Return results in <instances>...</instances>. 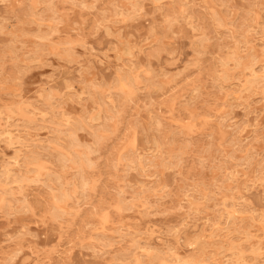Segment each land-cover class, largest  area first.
Wrapping results in <instances>:
<instances>
[{
  "label": "rangeland",
  "instance_id": "rangeland-1",
  "mask_svg": "<svg viewBox=\"0 0 264 264\" xmlns=\"http://www.w3.org/2000/svg\"><path fill=\"white\" fill-rule=\"evenodd\" d=\"M262 77L264 0H0V264H264Z\"/></svg>",
  "mask_w": 264,
  "mask_h": 264
},
{
  "label": "bare ground",
  "instance_id": "bare-ground-1",
  "mask_svg": "<svg viewBox=\"0 0 264 264\" xmlns=\"http://www.w3.org/2000/svg\"><path fill=\"white\" fill-rule=\"evenodd\" d=\"M126 1H127V0H126ZM139 1H141V0H139ZM150 1H151V0H150ZM171 1H173V0H171ZM136 2H137V1H136ZM251 2H252V1H251ZM153 3H154V2H153ZM163 3H164V2H163ZM173 3H174V2H173ZM173 3H172V4H173ZM13 4H14V3H13ZM52 4H53V3H52ZM127 4H128V2H127ZM133 4H134V3H133ZM166 4H167V3H166ZM170 4H171V2H170ZM251 4H252V3H251ZM251 4H249V6H250ZM9 5H10V4H9ZM28 5H29V3H28ZM175 5H176V4H175ZM177 5H179V4H178V1H177ZM78 6H79V5H78ZM156 6H157V5H156ZM159 6H160V5H159ZM159 6H158V7H159ZM254 6H255V4H254ZM184 7H185V6H184ZM187 7H188V6H187ZM44 8H45V7H44ZM50 8H51V5H50ZM136 8H137V7H136ZM174 8H175V7H174ZM251 8H252V6H251ZM130 9H132V8H130ZM133 9H135V8L133 7ZM137 9H138V8H137ZM21 10H22V9H21ZM42 10H43V9H42ZM114 10H115V9H114ZM126 10H127V9H126ZM139 10H140V9H139ZM139 10H138L137 13H139ZM173 10H174V9H173ZM179 10H180V9H179ZM183 10H184V9H183ZM224 10H225V9H224ZM127 11H128V10H127ZM127 11H126V12H127ZM132 11H135V10H132ZM174 11H176V9H175ZM186 11H187V10H186ZM35 12H36V11H35ZM46 12H47V11H46ZM112 12H113V11H112ZM120 12L122 13V12H125V11H119V12H118L119 15L121 14ZM179 12H180V11H179ZM113 13H115V12H113ZM133 13L135 14V12H133ZM133 13H132V15H133ZM169 13H171V11H170ZM183 13H184V12H183ZM129 14H130V13H129ZM50 15H51V14H50ZM114 15H115V14H114ZM173 15H174V14H173ZM57 16H58V15H57ZM126 16L129 17L128 15H126ZM130 16H131V15H130ZM188 16H189V15H188ZM248 16H249V15H248ZM35 17H36V16H35ZM137 17H138V16H137ZM164 17H165V16H164ZM176 17H177V15H176ZM8 18H9V17H8ZM37 18H38V17H37ZM183 18L185 19V17H183ZM186 18H187V17H186ZM19 19H20V18H19ZM27 19H28V18H27ZM105 19H106V18H105ZM130 19H132V17H131ZM140 19H141V18H140ZM176 19H177V18H176ZM246 19H247V18H246ZM7 20H8V19H7ZM38 20H39V18H38ZM168 20H169V19H168ZM170 20H171V19H170ZM182 20H183V19H182ZM251 20H252V19H251ZM114 21H115V20H114ZM171 21H172V20H171ZM5 22H6V21H5ZM103 22H104V21H103ZM119 22H120V21H119ZM2 23H3V22H2ZM231 23H232V22H231ZM44 24H45V23H44ZM115 24H116V23H115ZM168 24H170V23L168 22ZM176 24H177V23H176ZM228 24H229V23H228ZM235 24H236V23H235ZM242 24H243V23H242ZM2 25H3V24H2ZM18 25H19V24H18ZM45 25H46V24H45ZM98 25H99V24H98ZM98 25H97V26H98ZM243 25H244V24H243ZM260 25H261V24H260ZM158 26H159V25H158ZM161 26H162V25H161ZM194 26H195V25H194ZM233 26H234V24H233ZM2 27H3V26H2ZM95 27H96V26H95ZM149 27H150V26H149ZM191 27H192V26H191ZM234 27H235V26H234ZM246 27H247V26H246ZM5 28H6V27H5ZM37 28H38V25H37ZM83 28H84V27H83ZM193 28H194V27H193ZM98 29H99V28H98ZM154 29H155V28H154ZM165 29H167V27H166ZM170 29H171V28H170ZM247 29H248V28H247ZM119 30H120V29H119ZM236 30H237V27H236ZM240 30H241V29H240ZM152 31H153V30H152ZM155 31H156V29H155ZM157 31H158V29H157ZM11 32H12V31H11ZM3 33H5V32H3ZM154 33H155V32H154ZM10 34H12V33H10ZM46 34H47V33H46ZM90 34H91V33H90ZM106 34H107V33H106ZM119 34H120V33H119ZM242 34H243V33H242ZM242 36H243V35H242ZM34 37H35V36H34ZM117 37H118V36H117ZM161 37H162V36H161ZM236 37H237V36H236ZM36 38H37V37H36ZM127 38H128V37H127ZM146 38H147V37H146ZM120 39H121V38H120ZM158 39H160V38H158ZM175 39H176V38H175ZM201 39H202V38H201ZM234 39H235V38H234ZM50 40H51V39H50ZM122 40H124V39H122ZM181 40H182V39H181ZM40 41H41V40H40ZM77 41H78V40H77ZM157 41H159V40H157ZM201 41H202V40H201ZM248 41H249V40H248ZM34 42H35V41H34ZM121 42H122V41H121ZM124 42H125V41H124ZM124 42H123V43H124ZM197 42H198V41H197ZM56 43H57V42H56ZM126 43H127V42H126ZM126 43H125V44H126ZM199 43H200V42H199ZM201 43H202V42H201ZM41 44H42V43H41ZM119 44H120V43H119ZM155 44H156V43H155ZM192 44H193V43H192ZM246 44H247V42H246ZM51 45H53V43H52ZM129 45H130V44H129ZM133 45H134V44H133ZM133 45H132V47H133ZM89 46H90V45H89ZM89 46H88V47H89ZM110 46H111V45H110ZM121 46H122V45H121ZM124 46H125V45H124ZM126 46H127V45H126ZM166 46H167V45H166ZM196 46H197V45H196ZM198 46H199V45H198ZM251 46H252V45H251ZM132 47H131V48H132ZM170 47H171V46H170ZM234 47H236V46H234ZM71 48H72V47H71ZM128 48H129V47H128ZM156 48H157V47H156ZM165 48H166V47H165ZM249 48H250V47H249ZM85 49H86V48H85ZM85 49H84V50H85ZM88 49H89V48H88ZM121 49H122V47L120 48V52H121ZM250 49H251V48H250ZM73 50H74V49H73ZM89 50H90V49H89ZM154 50H155V49H154ZM195 50H196V49H195ZM234 50H235V49H234ZM85 51H88V50H85ZM116 51H117V49H116ZM122 51H123V50H122ZM200 51H201V50H200ZM252 51H253V48H252ZM30 52H31V51H30ZM64 52H65V50H64ZM71 52H72V50H71ZM71 52H70V53H71ZM106 52H107V51H106ZM118 52H119V51H118ZM137 52H138V51H137ZM250 52H251V51H250ZM250 52H249V53H250ZM70 53H69V54H70ZM134 53H135V52H134ZM45 54H46V53H45ZM122 54H123V53H122ZM130 54H131V53H130ZM135 54H136V53H135ZM138 54H139V53H138ZM245 54H246V53H245ZM247 54H248V53H247ZM253 54H254V53H253ZM260 54H261V53H260ZM46 55H47V54H46ZM50 55H51V54H50ZM64 55H65V54H64ZM70 55H71V54H70ZM155 55H156V54H155ZM234 55H235V54H234ZM236 55H237V54H236ZM255 55H256V54H255ZM262 55H263V54H262ZM3 56H4V55H3ZM67 56H68V55H67ZM245 56H246V55H245ZM247 56H248V55H247ZM250 56H251V55H250ZM54 57H55V56H54ZM121 57H122V56H120L119 58H121ZM152 57H153V56H152ZM257 57H258V56H257ZM261 57H263V56H261ZM261 57H260V58H261ZM36 58H37V57H36ZM105 58H106V57H105ZM117 58H118V57H117ZM134 58H135V57H134ZM15 59H16V58H15ZM122 59H123V58H122ZM240 59H241V57H240ZM26 60H27V59H25V61H26ZM78 60H79V59H78ZM78 60H77V61H78ZM118 60H119V59H118ZM132 60H133V59H132ZM37 61H38V60H37ZM69 61H70V60H69ZM126 61H127V60H126ZM126 61H124V62L127 63ZM135 61H137V60H135ZM249 61H251V60H249ZM119 62H120V61H119ZM17 63H18V62H17ZM100 63H101V62H100ZM117 63H118V62H117ZM130 63H131V62H130ZM122 64H123V63H122ZM249 64H250V63H249ZM251 64H252V63H251ZM251 64H250V65H251ZM21 65H22V64H21ZM88 65H89V64H88ZM130 65H131V64H130ZM243 65H244V64H243ZM250 65H249L248 67H250ZM16 66H17V64H16ZM122 66H123V65H122ZM244 66H245V65H244ZM44 67H45V66H44ZM246 67H247V66H246ZM90 68H91V65H90ZM92 68H93V67H92ZM118 68H119V67H118ZM125 68L128 69V66L125 67ZM131 68H132V66H131ZM260 68H261V66H260ZM123 69H124V68H123ZM249 69H250V68H249ZM262 69H263V68H262ZM83 70H84V69H83ZM87 70H88V69H87ZM128 70H129V69H128ZM251 70H254V69H251ZM260 70H261V69H260ZM260 70H259V72H260ZM117 71H119V70H117ZM132 71H133V70H132ZM227 71H228V70H227ZM80 72H81V71H80ZM121 72H122V71H121ZM127 74H128V73H127ZM240 74H241V73H240ZM243 74H244V73H243ZM251 74H253L252 71H251ZM80 75H81V74H80ZM120 75H121V74H120ZM122 75H124V74H122ZM135 75H136V73H135ZM153 75H154V74H153ZM155 76H156V75H155ZM251 76H252V75H251ZM258 76H259V75H258ZM262 76H263V75H262ZM128 77H129V74L127 75V78H128ZM137 77H138V76H137ZM245 77H247V76H245ZM113 78H114V77H113ZM120 78H121V77H119V80H120ZM122 78H125V79H126V77H122ZM138 78H139V77H138ZM260 78H261V77H260ZM262 78L264 79V77H262ZM89 79H91V78H89ZM89 79H88V80H89ZM125 79H122V80H125ZM134 79H135V78H134ZM134 79H133V80H134ZM157 79H158V78H157ZM157 79H155V80H157ZM130 80H132V78H130ZM130 80H129V81H130ZM133 80H132V81H133ZM81 81H82V80H81ZM90 81H91V80H90ZM90 81H89V82H90ZM129 81H128V82H129ZM138 81H139V79H138ZM89 82H88V83H89ZM94 82H95V81H93L92 84H94ZM114 82H115V81H114ZM125 82L128 83L126 80H125ZM130 82H131V81H130ZM133 82H134V81H133ZM85 83H86V82H85ZM96 83H97V81H96ZM100 83H101V82H100ZM126 83H124V85H125ZM243 83H244V82H243ZM16 84H17V83H16ZM121 84H122V83H121ZM130 84H131V83H130ZM130 84H129V85H130ZM246 84H248V83H246ZM246 84H245V85H246ZM74 85H75V84H74ZM95 85H96V84H94V86H95ZM131 85H132V84H131ZM78 86H79V85H77V87H78ZM98 86H99V85H98ZM127 86H128V85H127ZM254 87H255V86H254ZM92 88H93V87H92ZM117 88H118V87H117ZM246 88H247V87H246ZM246 88H245V89H246ZM248 88H249V87H248ZM256 88H257V87H256ZM85 89H86V88H85ZM123 89H125V88L123 87ZM230 89H231V88H230ZM230 89H229V90H230ZM262 89H263V88H262ZM43 90H44V89H43ZM80 90H81V89H80ZM82 90H83V89H82ZM118 90H119V88H118ZM125 90H126V89H125ZM243 90H244V89H243ZM243 90H241V91L243 92ZM252 90L254 91V89H252ZM77 91H78V90H77ZM97 91H98V90H97ZM119 91H120V90H119ZM236 91H237V90H236ZM79 92H80V91H78V94H79ZM89 92H90V91H89ZM122 92H123V90H122ZM234 92H235V91H234ZM237 92H238V91H237ZM43 94H44V93H43ZM74 94H75V93H74ZM80 94H81V93H80ZM112 94H113V93H112ZM226 94H228V93H226ZM44 95H45V94H44ZM90 95H91V94H90ZM124 95H125V94H124ZM248 95H249V93H248ZM78 96H79V95H78ZM238 96H240V91H239V95H238ZM79 97H80V96H79ZM240 97H241V96H240ZM240 97H239V98H240ZM242 97H243V96H242ZM52 98H53V97H52ZM84 98H85V97H84ZM106 98H107V97H106ZM243 98H244L243 100H245V97H243ZM16 99H17V98H16ZM88 100H89V99H88ZM91 100H92V99H91ZM107 100H108V99H107ZM107 100H106V101H107ZM249 100H250V99H249ZM249 100H248V101H249ZM246 101H247V100H246ZM77 102H78V101H77ZM96 102H97V101H96ZM107 102H108V101H107ZM24 103H25V102H24ZM85 103H86V102H85ZM103 103H104V102H103ZM98 104H100V102H99ZM107 104H108V103H107ZM109 104H110V103H109ZM120 105H121V104H120ZM94 106H95V105H94ZM94 106H93V107H94ZM102 106H103V105H102ZM106 106H107V105H106ZM115 106H117V105H114V107H115ZM110 107H112V106L110 105ZM120 107H121V106H120ZM122 107H123V106H122ZM107 108L109 109V106H108ZM45 109H46V108H45ZM47 109H48V108H47ZM94 110H95V109H94ZM30 111H31V110H30ZM83 111H84V110H83ZM103 111H104V110H103ZM43 112H44V111H43ZM85 112H86V111H85ZM114 112H115V110H114ZM28 113H29V112H28ZM88 113H89V112H88ZM112 113H113V112H112ZM115 113H116V112H115ZM170 113H171V112H170ZM103 114H104V113H103ZM105 114H106V113H105ZM120 114H121V113H120ZM114 115H115V114H114ZM42 116H43V115H42ZM110 116H111V115H110ZM174 116H175V115H174ZM3 117H4V116H3ZM96 117H97V116H96ZM108 117H109V116H108ZM111 117H112V116H111ZM111 117H110V118H111ZM43 118H44V117H43ZM43 118L41 117V119H43ZM105 118H106V117H105ZM112 118H113V117H112ZM176 118H177V117H176ZM87 119H88V118H87ZM95 119H96V118H95ZM97 119H98V118H97ZM18 120H19V119H18ZM111 120H112V119H111ZM102 122H103V121H102ZM175 122H176V121H175ZM5 123H6V122H5ZM75 123H76V122H75ZM86 123H87V122H86ZM177 123H178V122H177ZM73 124H74V123H73ZM100 124L102 125V123H99V125H100ZM179 124H183V123H179ZM103 125H104V124H103ZM4 126H5V125H4ZM78 126H79V125H78ZM80 126H81V124H80ZM216 126H217V125H216ZM2 127H3V126H2ZM7 127H8V126H7ZM74 127H75V124H74ZM81 127H82V126H81ZM217 127H218V126H217ZM6 130H7V129H6ZM74 130H75V128H74ZM74 130H73V131H74ZM105 130H106V129H105ZM218 130H219V129H218ZM221 130H223V129H221ZM1 131H2V130H1ZM3 131H4V130H3ZM5 132H6V131H5ZM5 132H4V133H5ZM72 133H73V132H72ZM11 134H13V133H11ZM70 134H71V132H70ZM219 134H220V133H219ZM14 135H15V134H14ZM221 135H222V133H221ZM260 135H262V134H260ZM0 138H1V137H0ZM2 138H3V137H2ZM7 138H8V137H7ZM7 138H5V139H7ZM19 138H20V137H19ZM73 138H75V137H73ZM14 139H15V137H14ZM234 139H235V138H234ZM251 139H252V138H251ZM253 139H254V138H253ZM15 140H17V139H15ZM238 140H239V139H238ZM238 140H237V141H238ZM263 140H264V138H263ZM17 141H18V140H17ZM79 141H80V140H79ZM189 141H190V140H189ZM239 141H241V140H239ZM74 143H75V141H74ZM79 143H80V142H79ZM211 143H212V142H211ZM211 143H210V145H211ZM14 144H15V143H14ZM75 144H78V143H75ZM171 144H172V143H171ZM235 144H236V143H235ZM83 145H84V144H83ZM157 145H158V144H157ZM210 145H209V146H210ZM16 147H17V146H16ZM72 147H73V144H72ZM86 147H87V146H86ZM11 148H13V147H11ZM205 150H206V149H205ZM236 150H237V149H236ZM18 151H21V150H17L16 152H18ZM214 151H215V150H214ZM232 152H233V151H232ZM238 152H239V151H238ZM34 153H35V152H34ZM215 153H216V152H215ZM227 153H228V152H226V154H227ZM233 153H234V152H233ZM239 153H240V152H239ZM241 153H242V152H241ZM17 154H18V153H17ZM19 154H20V153H19ZM32 154H33V153H32ZM135 154H136V153H135ZM229 154H230V153H229ZM20 155H21V154H20ZM20 155H18V157H19ZM22 155H23V154H22ZM74 155H75V154H74ZM170 155H171V153H170ZM230 155H231V154H230ZM230 155H228V156H230ZM239 155H240V154H239ZM25 156H26V155H25ZM76 156H78V155H76ZM172 156H173V154H172ZM249 156H250V155H249ZM252 156H253V155H252ZM74 157H75V156H74ZM118 157H119V156H118ZM136 157H137V156H136ZM232 157H233V158H236V157H234V156H232ZM237 157H238V155H237ZM242 157H243V156H242ZM246 157H248V155H246ZM11 158H12V157H11ZM158 158H160V157H158ZM166 158H167V157H166ZM177 158H178V157H177ZM227 158H228V157H227ZM243 158H244V157H243ZM21 159H22V158H21ZM71 159L73 160V158H71ZM132 159H133V158H132ZM132 159H131V160H132ZM167 159H169V158H167ZM178 159H179V158H178ZM17 160H18V159H17ZM74 160H75V159H74ZM77 160H80V159H77ZM133 160H136V159H133ZM140 160H141V159H140ZM170 160H171V159H170ZM222 160H223V159H222ZM160 161H161V160H160ZM172 161H173V160H172ZM5 162H6V161H5ZM18 162H19V161H18ZM62 162H63V161H62ZM78 162H80V161H78ZM137 162H138V161H137ZM199 162H200V161H199ZM8 163H9V162H8ZM22 163H23V162H22ZM75 163H76V161H75ZM158 163H159V162H158ZM160 163H161V162H160ZM162 163H164V162L162 161ZM250 163H251V162H250ZM258 163H259V162H258ZM11 164H13V163H11ZM76 164H77V163H76ZM78 164H80V163H78ZM78 164H77V165H78ZM141 164H142V163H141ZM177 164H178V163H177ZM233 164H234V163H233ZM161 165H162V164H161ZM237 165H238V163H237ZM258 165H259V164H258ZM2 166H3V165H2ZM138 166H139V165H138ZM156 166H157V165H156ZM159 166H160V165H159ZM64 167H65V166H64ZM112 167H113V166H112ZM160 167H161V166H160ZM171 167H172V166H171ZM20 168H21V166H20ZM214 168H215V167H214ZM217 168H218V167H217ZM220 168H221V167H220ZM258 168H259V167H258ZM261 168H262V167H261ZM9 169H10V168H9ZM13 169H14V168H13ZM21 169H22V168H21ZM221 169H222V168H221ZM225 169H226V168H225ZM16 170H17V169H16ZM217 170H218V169H217ZM219 170H220V169H219ZM8 171H9V170H8ZM12 171H13V170H12ZM220 171H221V170H220ZM263 171H264V169H263ZM173 172H174V171H173ZM201 173H202V172H201ZM224 173H225V172H224ZM227 173H228V172H227ZM2 174H3V173H2ZM18 175H20V174H19V171H18ZM82 175H83V174H82ZM115 175H116V174H115ZM116 176H117V175H116ZM200 176H201V175H200ZM200 176H199V177H200ZM1 177H2V176H1ZM143 177H144V176H143ZM234 177H235V176H234ZM257 177H259V176H257ZM59 178H60V177H59ZM200 178H201V177H200ZM200 178H198V179H200ZM226 178H227V177H226ZM226 178H225V179H226ZM11 179H12V178H11ZM15 179H16V178H15ZM204 179H205V178H204ZM257 179H258V178H257ZM84 181H85V180H84ZM84 181H83V182H84ZM226 181H227V180H226ZM235 181H236V180H235ZM237 181H238V179H237ZM263 181H264V180H263ZM214 182H215V181H214ZM84 184H85V182H84ZM84 184H83V185H84ZM202 184H203V183H202ZM213 184H214V183H213ZM213 184H212V185H213ZM232 184L235 185L234 182H233ZM74 185H75V184H74ZM227 185H228V184H227ZM76 186H77V185H76ZM242 186H243V185H242ZM144 187H145V185H144ZM184 187H185V186H184ZM217 187H218V186H217ZM234 187H235V186H234ZM204 188H205V187H204ZM209 188H210V187H209ZM235 188H236V187H235ZM5 189H6V188H5ZM145 189H146V188H145ZM145 189H144V190H145ZM206 189H207V188H206ZM221 189H222V187H221ZM139 190H140V189H139ZM144 190H143V191H144ZM148 190H149V187H148ZM213 190H214V189H213ZM232 190H233V187H232ZM150 191H151V189H150ZM228 191H229V189H228ZM263 191H264V190H263ZM6 192H7V191H6ZM138 192H139V191H138ZM183 192L185 193V191H183ZM120 193H121V192H120ZM140 193H141V192H140ZM230 193H231V192H230ZM230 193H229V195H231ZM2 194H3V193H2ZM6 194H7V193H6ZM9 194H10V192H9ZM141 194H142V193H141ZM208 194H209V192H208ZM3 195H4V194H3ZM238 195H239V194H237V196H238ZM9 196H10V195H9ZM138 196H139V195H138ZM145 196H146V195H145ZM145 196H144V197H145ZM190 196L192 197V195H190ZM135 197H136V196H135ZM146 197H148V196H146ZM191 197H190V198H191ZM207 197H208V196H207ZM123 198L125 199V197H123ZM209 198H210V196H209ZM1 199H2V198H1ZM126 199H127V198H126ZM129 199H130V198H129ZM134 199H135V198H134ZM146 199H147V198H146ZM191 199H192V198H191ZM201 199H203V198L201 197ZM206 199H207V198H206ZM206 199H204V200H206ZM228 199H229V198H228ZM230 199H232V198H230ZM131 200H132V199H131ZM223 200H224V199H223ZM147 201H148V200H147ZM226 201H227V200H226ZM228 201H229V200H228ZM234 201H235V200H234ZM239 201H240V200H239ZM229 202H230V201H229ZM236 202H238V201L236 200ZM186 203H187V202H186ZM215 205H216V204H215ZM225 205H226V204H225ZM189 206H190V205H189ZM248 206H249V205H248ZM187 207H188V206H187ZM227 207H229V205H228ZM233 207H234V206H233ZM126 208H127V207H126ZM180 208H181V207H180ZM184 208H185V207H184ZM188 208H189V207H188ZM224 208H226V207H224ZM230 208H231V207H230ZM189 209H190V208H189ZM213 209H214V208H213ZM217 209H218V208H217ZM235 209H236V208H235ZM252 209H253V208H252ZM254 209H255V208H254ZM255 210H256V209H255ZM143 211H144V210H143ZM195 211H196V210H195ZM226 211H227V210H226ZM237 211H238V210H237ZM144 212H145V211H144ZM224 212H225V211H224ZM224 212H223V213H224ZM263 212H264V211H263ZM166 213H167V212H166ZM198 213H199V212H198ZM245 213H246V212H245ZM250 213H253V212H250ZM257 213H260V212H257ZM224 214H225V213H224ZM236 214H237V213H236ZM148 215H149V214H148ZM191 215H192V214H191ZM226 215H228V214L226 213ZM232 215H233V214H232ZM232 215H231V216H232ZM243 215H244V213L242 214V216H243ZM255 215H256V214H255ZM255 215H254V216H255ZM242 216H241V217H242ZM259 216H260V215H258V217H259ZM157 217H158V216H157ZM166 217H167V216H166ZM241 217H238V218H241ZM246 217H247V216H246ZM233 218H234V217H233ZM254 218H255V217H254ZM259 218H260V217H259ZM196 219H197V218H196ZM213 219H214V218H213ZM215 219H216V218H215ZM201 220H202V219H201ZM203 221H204V220H203ZM225 221H226V220H225ZM235 221H236V220H235ZM248 221H249V220H248ZM257 221H258V220H257ZM246 222H247V221H246ZM112 223H113V222H112ZM249 223H250V222H249ZM258 223H259V222H257V224H258ZM252 224H253V223H252ZM257 224H256V225H257ZM263 224H264V223H263ZM114 225H115V224H114ZM219 225H220V224H219ZM221 225H222V224H221ZM221 225H220V226H221ZM247 225H248V224H247ZM138 226H139V225H138ZM245 226H246V225H245ZM248 226H250V224H249ZM263 226H264V225H263ZM117 227H119V226H117ZM206 227H207V226H206ZM216 227H218V226H216ZM119 228H120V227H119ZM173 228H174V227H173ZM173 228H172V229H173ZM116 229H118V228H116ZM218 229H219V228H218ZM220 229H221V228H220ZM124 230H125V229H124ZM230 230H231V229H230ZM233 230H234V228H233ZM245 230H246V229H245ZM259 230H262V229H259ZM136 231H138V230H136ZM150 231H151V230H150ZM116 232H117V231H116ZM127 232H128V230H127ZM130 232H131V231H130ZM139 232H140V231H139ZM200 232H201V231H200ZM218 232H219V231H218ZM218 232H217V233H218ZM229 232H230V231H229ZM233 232H234V231H233ZM244 232H245V231H244ZM253 232H254V231H253ZM198 233H199V232H198ZM217 233H216V234H217ZM219 233H220V232H219ZM223 233H224V232H223ZM223 233H222V234L220 233V234L223 235ZM231 233H232V232H231ZM234 233H235V232H234ZM251 233H252V232H251ZM128 234H129V232H128ZM128 234H127V235H128ZM135 234L137 235L138 233H135ZM149 234H150V233H149ZM196 234H197V233H196ZM200 234H201V233H200ZM130 235H131V234H130ZM140 235H141V234H140ZM189 235H191V234H189ZM221 235H220V236H221ZM226 235H227V234H226ZM230 235H232V234H230ZM193 236H194V235H193ZM193 236H192V237H193ZM198 236H199V235H198ZM203 236H204V235H203ZM207 236H208V235H207ZM217 236H218V234H217ZM224 236H225V235H223V237H224ZM234 236H235V234H234ZM234 236H233V238H234ZM240 236H241V235H240ZM175 237H176V236H175ZM190 237H191V236H190ZM228 237H229V236H228ZM197 238H198V237H197ZM197 238H194V240L197 239ZM201 238H202V237H201ZM215 238H216V237H215ZM218 238H219V237H218ZM230 238H231V237H230ZM160 239H161V238H160ZM187 239H189V238H187ZM191 239H192V238H191ZM200 240H201V239H200ZM202 240L204 241L205 239H202ZM176 241H177V240H176ZM135 242H136V241H135ZM164 242H165V241H164ZM188 242H189V241H188ZM190 242H191V241H190ZM193 242H194V241H193ZM200 242H201V241H200ZM204 242H205V241H204ZM211 242H212V241H211ZM215 242H216V241H214V243H215ZM219 242H220V239H219ZM221 242H222V241H221ZM258 242H259V241H257V243H258ZM132 243H133V241H132ZM159 243H160V241H159ZM161 243H162V242H161ZM175 243H176V242H175ZM194 243H195V242H194ZM196 243H197V242H196ZM205 243H206V242H205ZM247 243H248V242H247ZM134 244H135V243H134ZM169 244H170V243H169ZM202 244H203V242H202ZM211 244H212V243H211ZM230 244H231V243H230ZM255 244H256V243H255ZM135 245H136V244H135ZM135 245H134V247H135ZM137 245H138V244H137ZM139 245H140V244H139ZM195 245H196V244H195ZM222 245H223V243H222ZM238 245H239V244H238ZM245 245H247V244H245ZM260 245H261V244H260ZM145 246H146V245H145ZM166 246H167V245H166ZM166 246H165V247H166ZM168 246H169V245H168ZM168 246H167V247H168ZM192 246H193V244H192ZM198 246H199V245H198ZM205 246H206V244H205ZM209 246H210V244H209ZM214 246H215V245H214ZM219 246H220V245H219ZM136 247H137V246H136ZM155 247H156V246H155ZM196 247H197V246H196ZM196 247H195V248H196ZM203 247H204V245H203ZM237 247H239V246H237ZM247 247H248V246H247ZM144 248H145V247H144ZM146 248H147V246H146ZM195 248H194V249H195ZM208 248H209V247H208ZM221 248H222V246H221ZM240 248H241V247H240ZM240 248H239V249H240ZM250 248H251V246H250ZM126 249H127V248H126ZM148 249H149V247H148ZM148 249H146V250H148ZM194 249H193V250H194ZM201 249H203V248L201 247ZM209 249H210V248H209ZM209 249H207V247H206V250H209ZM229 249H230V248H229ZM236 249H237V248H236ZM263 249H264V248H263ZM155 250H156V249H155ZM198 250H199V249H198ZM198 250H197V251H198ZM203 250H204V249H203ZM206 250H205V251H206ZM210 250H211V249H210ZM163 251H164V250H163ZM232 251H233V248H232ZM232 251H231V252H232ZM165 252H166V251H165ZM167 252H168V251H167ZM170 252H171V250H170ZM172 252H173V251H172ZM174 252H175V251H174ZM174 252H173V253H174ZM198 252H199V251H198ZM207 252H208V251H207ZM213 252H214V251H213ZM239 252H241V251L239 250ZM262 252H263V251H262ZM154 253H156V252H154ZM158 253H160V252H158ZM193 253H194V252H193ZM195 253H196V252H195ZM204 253H205V252H204ZM220 253H221V252H220ZM162 254H163V253H162ZM164 254H165V253H164ZM166 254H167V253H166ZM201 254H203V253L201 252ZM211 254H212V253H211ZM213 254H214V253H213ZM213 254H212V255H213ZM225 254H226V253H225ZM158 255H159V254H158ZM158 255H157V256H158ZM209 255H210V254H209ZM209 255H208V256H209ZM154 256H155V255H154ZM173 256H174V255H173ZM171 257H172V256H171ZM175 257H176V256H175ZM182 257H183V256H182ZM184 257H185V256H184ZM190 257H191V256H190ZM190 257H189V258H190ZM205 257H206V256H205ZM212 257H213V256H212ZM262 257H264V256H262ZM132 258H133V257H132ZM150 258H151V257H150ZM164 258H165V257H164ZM168 258H170V257H167V259H168ZM177 258H178V257H177ZM180 258H181V256H180ZM207 258H208V257H207ZM130 259H131V258H130ZM152 259H153V258H152ZM154 259H155V257H154ZM158 259H159V256H158ZM158 259H156V260H158ZM161 259H162V258H161ZM222 259H223V258H222ZM222 259H221V261H222ZM245 259H246V258H245ZM131 260H132V259H131ZM133 260H134V259H133ZM164 260H165V259H164ZM180 260H181V259H180ZM180 260H179V261H176V262H177V263H178V262L181 263ZM186 260H187V259H186ZM193 260H194V259H193ZM205 260H206V259H205ZM214 260H215V259H214ZM166 261H167V260H166ZM170 261H171V258H170ZM187 261H188V260H187ZM190 261H192V260H190ZM206 261H207V260H206ZM210 261H211V259H210ZM126 262H127V261H126ZM132 262H133V261H132ZM157 262H158V261H157ZM173 262H174V261H173ZM224 262H225V261H224ZM250 262H251V261H250ZM122 263H123V262H122ZM129 263H130V262H129ZM151 263H152V262H151ZM192 263H193V261H192ZM206 263H207V262H206ZM212 263H213V261H212ZM132 264H133V263H132ZM153 264H154V263H153ZM169 264H170V263H169ZM183 264H184V263H183ZM185 264H188V263H185ZM193 264H194V263H193ZM210 264H211V262H210ZM222 264H224V263H222ZM230 264H231V263H230ZM259 264H260V263H259Z\"/></svg>",
  "mask_w": 264,
  "mask_h": 264
}]
</instances>
